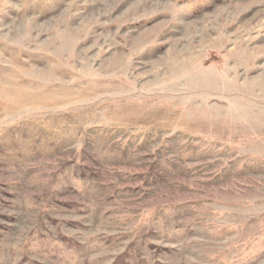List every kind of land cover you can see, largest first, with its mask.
Wrapping results in <instances>:
<instances>
[{"label": "rangeland", "instance_id": "374dc122", "mask_svg": "<svg viewBox=\"0 0 264 264\" xmlns=\"http://www.w3.org/2000/svg\"><path fill=\"white\" fill-rule=\"evenodd\" d=\"M0 264H264V0H0Z\"/></svg>", "mask_w": 264, "mask_h": 264}, {"label": "bare ground", "instance_id": "6f19581e", "mask_svg": "<svg viewBox=\"0 0 264 264\" xmlns=\"http://www.w3.org/2000/svg\"><path fill=\"white\" fill-rule=\"evenodd\" d=\"M258 13V12H257ZM262 13V12H261Z\"/></svg>", "mask_w": 264, "mask_h": 264}]
</instances>
